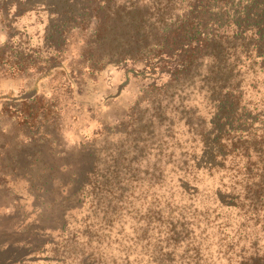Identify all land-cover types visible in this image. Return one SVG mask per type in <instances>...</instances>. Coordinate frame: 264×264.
<instances>
[{"label": "trees", "instance_id": "16d2710c", "mask_svg": "<svg viewBox=\"0 0 264 264\" xmlns=\"http://www.w3.org/2000/svg\"><path fill=\"white\" fill-rule=\"evenodd\" d=\"M78 1L0 0V21L8 30L0 46V75L40 73L62 63L64 53L78 35L72 70L94 73L111 64L126 69L140 66L141 70H135L151 79L127 120L117 129L121 138L128 139L130 126L132 133L141 134L142 128L155 129L154 122L163 123L164 95L173 89L184 91L195 80L202 81L199 91L205 93L215 110L211 126H202L199 135L204 153L212 162L210 170L228 164L229 171L235 174L232 178L240 183L239 190H233L229 200L222 196L218 205L237 210L239 237L227 244L222 240L221 245L234 250L238 264H264V118L254 116V101L246 98L248 86L264 83V0ZM41 3L46 6L39 8ZM40 10L48 14L50 21L42 44L37 45L39 49L31 52L30 47L26 53L29 45L15 46L19 31L16 22ZM28 35L25 39L30 41ZM11 50L18 53L8 54ZM143 101L155 110L150 123L141 124ZM46 102L37 95L3 102L0 117L9 115L11 105L16 116L0 131L4 139L0 142V189H14L8 184L25 180L36 200L47 195L51 202L48 207L41 203V215L50 210L51 214L61 212L66 216L80 204L84 191L92 204L99 196L108 195L111 181L124 169L128 154L144 155L146 140L136 136L130 143L124 141L130 144L127 149L111 152L112 165L103 168L101 165L109 157L99 159L91 144L78 148L77 155L89 157L86 168L60 165L59 153L49 150L51 140H57L54 136L59 134L58 109L53 102ZM166 125L172 129L171 124ZM103 130L109 133L110 127ZM47 155L55 160L48 161ZM43 225L37 233L45 234L48 228ZM25 226L28 231L30 225ZM246 234L253 236L251 243L248 237L239 243ZM19 239L21 236H14L10 242H0L5 246L0 248V264L23 260L25 254L15 246L32 244Z\"/></svg>", "mask_w": 264, "mask_h": 264}, {"label": "rangeland", "instance_id": "374dc122", "mask_svg": "<svg viewBox=\"0 0 264 264\" xmlns=\"http://www.w3.org/2000/svg\"><path fill=\"white\" fill-rule=\"evenodd\" d=\"M49 21L44 10L25 15L16 22L19 31L15 46L29 45L26 53L31 48V52L39 49L37 45L42 44ZM22 31L25 32L21 35ZM26 35L31 36L30 41ZM7 37L6 24L0 21V46ZM79 38H73L62 63L44 72L0 75V114L4 101L37 95L44 97L46 103L53 102L58 109L59 134L54 136L57 140H51L49 150L57 151L61 156L58 163L70 168H86L89 157L77 155L84 144L93 145L99 159L103 155L109 157L102 168L112 165L111 152L127 149L136 136L146 140L144 155L128 154L124 169L111 181L108 195L99 196L92 204L84 191L80 204L66 216L61 212L51 214L50 210L45 214L48 219L41 215V203L48 207L51 202L47 195L36 200L25 180L8 184L14 189H0L1 245L14 236L32 244L15 246L25 255L12 264H238L234 250L225 245L239 237L237 210L218 205L222 196L229 200L240 183L232 178L235 174L229 171L228 164L210 170L212 162L204 153L205 145L199 135L202 126H211L215 110L205 93L199 91L202 81L195 80L184 91L173 89L164 95L163 123L154 122L155 129L144 127L140 134L132 133L130 126L129 139L121 138L118 127L127 120L151 79L136 71L141 70L140 66L126 69L111 64L94 73L72 70L77 59L72 57L78 49L75 39ZM257 86H248L246 98L254 101L253 106H259L252 108L254 116L262 119L264 83ZM8 110L9 115L0 117V131L15 121V109L11 105ZM141 111V124L150 123L155 112L152 104L143 101ZM166 124H171L172 129H167ZM106 126L110 127L109 133L103 130ZM3 141L1 136L0 142ZM46 158L55 160L54 156ZM43 224L48 228L43 231L45 234L37 233ZM25 225H30L28 231ZM245 237L250 244L253 236L247 234L239 243Z\"/></svg>", "mask_w": 264, "mask_h": 264}]
</instances>
